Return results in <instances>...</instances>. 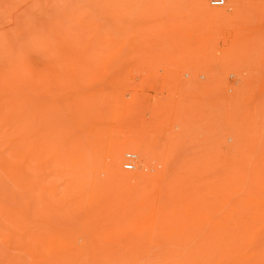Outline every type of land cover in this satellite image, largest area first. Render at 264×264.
Returning <instances> with one entry per match:
<instances>
[{"label":"rangeland","instance_id":"374dc122","mask_svg":"<svg viewBox=\"0 0 264 264\" xmlns=\"http://www.w3.org/2000/svg\"><path fill=\"white\" fill-rule=\"evenodd\" d=\"M202 3L0 0V264H264V0Z\"/></svg>","mask_w":264,"mask_h":264},{"label":"bare ground","instance_id":"6f19581e","mask_svg":"<svg viewBox=\"0 0 264 264\" xmlns=\"http://www.w3.org/2000/svg\"><path fill=\"white\" fill-rule=\"evenodd\" d=\"M202 2H203L202 5H203L204 10L208 12L212 17L219 19V20L220 19L225 20V19L232 18L238 13L239 0H229L230 5H228L225 9H221V10H211L207 6V0H202ZM125 150H132V151H136L140 153V150L137 147H135V145L124 147L123 149L119 150V152H123Z\"/></svg>","mask_w":264,"mask_h":264},{"label":"built area","instance_id":"2783aa9c","mask_svg":"<svg viewBox=\"0 0 264 264\" xmlns=\"http://www.w3.org/2000/svg\"><path fill=\"white\" fill-rule=\"evenodd\" d=\"M227 0H210V5L216 8H222L225 6ZM136 161V155L133 153L126 154V163L124 165L126 170H132Z\"/></svg>","mask_w":264,"mask_h":264}]
</instances>
